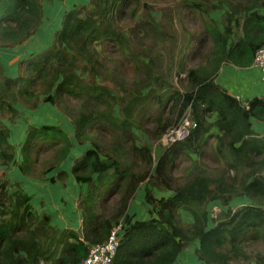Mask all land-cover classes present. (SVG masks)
Segmentation results:
<instances>
[{"label": "trees", "instance_id": "16d2710c", "mask_svg": "<svg viewBox=\"0 0 264 264\" xmlns=\"http://www.w3.org/2000/svg\"><path fill=\"white\" fill-rule=\"evenodd\" d=\"M168 2L165 16L145 0L75 5L51 47L21 62L16 79L0 61L6 120L21 117L18 105L51 107L88 149L70 172L86 186L79 233L53 228L27 194L0 183V264H82L121 221L114 264H175L195 243L203 264H264V136L253 129L264 123V98L245 107L216 82L225 64H254L264 46V0ZM44 18L42 0H0V48L27 42ZM189 107L196 127L157 154L149 140L159 141ZM11 133L0 122V169L15 160ZM74 141L61 127L29 125L20 172L35 180L56 174L50 182L65 187L70 174L59 168ZM142 186L151 217L135 221L129 210ZM238 198L249 204L234 211ZM215 204L222 213L213 217Z\"/></svg>", "mask_w": 264, "mask_h": 264}, {"label": "crops", "instance_id": "0c3cea01", "mask_svg": "<svg viewBox=\"0 0 264 264\" xmlns=\"http://www.w3.org/2000/svg\"><path fill=\"white\" fill-rule=\"evenodd\" d=\"M49 1V0H48ZM67 5L77 4L80 6L78 0H74V3H68ZM89 1V0H88ZM51 2V1H50ZM74 6L69 7L65 9L64 11H68L73 9ZM263 14V11H262ZM64 15V13H63ZM63 15L59 18V22H57V27L54 28L51 35L55 34L56 31H58L61 28V21ZM56 15V19H57ZM215 16H217L215 14ZM48 21V17L45 13V18L43 20V24L41 28L38 30V32L31 37L27 42L23 43L22 45H19L12 49H3L0 48V61L5 66L6 75H7V69L12 68L13 75L11 72V77L9 78L16 79L19 76V65L21 62L26 61L30 59L32 56L36 54H40L48 50V48L41 52H32L33 50H36L37 48H40V44L42 41L36 40L35 38L40 37L41 30H45L44 26L49 27L50 22ZM46 34V33H45ZM48 35V34H46ZM49 35V36H51ZM54 37V35H53ZM52 37V41H53ZM232 40H235V35L232 36ZM52 44V43H51ZM51 47V46H50ZM217 84H219L224 90L228 92V94L232 97H240L241 101L244 103H248L249 101L259 98H264V84L262 81V72L261 70L255 66V64L252 65L250 68L241 69L237 68L233 65L225 64L223 65L220 73L217 76L216 79ZM44 107L43 109H45ZM51 108V107H50ZM18 121V120H17ZM35 123V122H34ZM37 123V122H36ZM32 124V123H31ZM16 126V123L13 127ZM69 126V125H68ZM8 127L11 129V139L10 142L13 146H15L16 149V155L15 160L13 164H11L9 167H2L0 169V183H5V181L10 182L11 185H15L17 189H14L19 192H23L27 194L31 198V206L33 208V211L37 214V216H43L48 215L51 218V226L59 231L64 230H72L74 232H80L82 227V215L79 211V201H80V192L83 191L86 186L80 185L77 183V181L74 179V177L71 175V171L69 170V166L72 168L75 161L82 156L83 149L78 150L75 148L73 150L74 153V160L69 163H65V171H67L70 176L69 180L67 181L65 187L57 184H52L50 182V179L54 177L55 175H49L46 179L41 180H35L32 178L25 177L19 170V165L21 164V156H20V149L22 144L24 143L26 139V129L23 132H19L16 137H14L15 130L17 131L16 127L13 128L8 124ZM253 129L260 135L264 136V123L253 121ZM14 139H16V144L14 143ZM161 153V152H160ZM12 182V184H11ZM9 186V187H10ZM8 187V189H9ZM26 189H33L32 192L27 191ZM58 189H70V197H65L66 202L64 200L55 201L56 206L55 209L51 207V204L54 205V199L56 198V193ZM145 196V187L142 186L137 194L135 195L133 201L139 197L142 200H144ZM34 202L38 203V207L34 205ZM234 204H238L236 209H233L232 206ZM249 204V202L246 199L238 198L234 200L230 207L236 211L240 207ZM49 205V207H48ZM218 205V206H215ZM212 205L215 207H219V204ZM52 210L57 211L55 213L51 212ZM132 205L130 207L129 213L131 214ZM224 211V210H223ZM220 213H222V209L220 208ZM135 221H138L136 219L137 214H133ZM218 215V214H217ZM216 215V216H217ZM149 220V219H148ZM1 221V218H0ZM198 247V243H195L191 248L187 249L177 260L175 264H203L200 262L196 255L195 250ZM42 264V263H41Z\"/></svg>", "mask_w": 264, "mask_h": 264}, {"label": "rangeland", "instance_id": "374dc122", "mask_svg": "<svg viewBox=\"0 0 264 264\" xmlns=\"http://www.w3.org/2000/svg\"><path fill=\"white\" fill-rule=\"evenodd\" d=\"M90 1V0H89ZM88 0H78L77 3L81 5H88L89 4ZM145 2H147L149 4V7H153L155 9L152 10V13L155 14L157 13V16L166 15V9H168L169 7L172 6L171 3L168 2V0H145ZM42 3L44 5V9H45V13L46 16L48 17V21H46L47 23H49V27L44 26V28H46L45 30H41V36L38 38H35L36 40L42 41L40 44V48H37L36 50L31 51L32 52H41L46 50L48 47L51 46L52 43V37L53 35H51V33L53 32L54 28L57 27V22H59V18L63 15V13H65L66 11H64L65 9L75 6L77 4H72V5H67V1L66 0H53L52 2L48 1V0H42ZM68 3H74V0H68ZM56 15L57 19H56ZM166 19V18H164ZM41 28V27H40ZM48 35H46V34ZM51 35V36H49ZM200 63L199 59H196L192 62L189 63L190 67H197ZM7 75L11 77V72L13 75V70L12 68H8L7 69ZM182 77L184 78L185 75L183 74ZM109 84V83H108ZM110 86H112L111 84H109ZM20 104V103H19ZM18 110H20L21 112V117L18 119V121H16V129L14 132V137H16L18 135L19 132H23L25 131L24 129H26L29 125H33V126H43V125H52V126H58L61 127L74 141V131H73V127L70 128L68 125H71V123L69 122V120H67L61 113H57L53 108L47 107L45 109H47V112L45 109H43V107H41L39 110H35V111H29L26 108H24V106L22 105H18ZM9 118V116L5 113L4 116L0 113V122L5 123V124H10L11 127H13L15 124L11 125L12 123L9 122V120H6V117ZM45 118V119H44ZM52 120L54 123H49V121ZM34 122H37L34 124ZM32 123V124H31ZM13 127V128H15ZM141 141L144 143L145 141H147L149 138L144 137L142 135H140ZM163 138V137H162ZM160 139L157 142H154L153 140H149L150 143H152L154 145V149L156 150V153L159 154L164 148H165V143L163 142V139ZM14 143L16 144V139L13 140ZM17 145V144H16ZM74 145L75 147H77L76 142L74 141ZM75 147L72 149L70 155L68 156V160H66L61 167L59 168V170L61 171H65V163H69L71 164V162H73L74 160V153L73 150L75 149ZM85 146H79L77 147L78 149L81 148H85ZM88 150V149H87ZM85 150V151H87ZM83 151V152H85ZM205 163H207L208 165H212L211 161L209 159H205L203 160ZM188 166V165H187ZM71 167L69 166V170L71 171ZM176 176L177 177H183L184 174V168L182 167L181 169H177L176 171ZM1 182V181H0ZM12 184V182H11ZM17 185V184H15ZM15 185H11L8 189V193L12 194L14 193V189H17L15 187ZM27 191L32 192L33 189H26ZM70 197V189H58L57 193H56V198L54 199V205L51 204V207L53 209H55L56 206V199L57 201L60 200H64V202H66L65 197ZM34 205H36L38 207V203L34 202ZM132 205V210L131 212L133 214H137L136 215V219L138 221H147L148 219H150L151 215L149 213V206L146 204L145 202V196H144V200H142L141 198L137 197L134 201H132L131 203ZM238 206V204H234L232 206L233 209H236ZM49 207V205H48ZM131 207V206H130ZM57 211L56 210H52L51 212L55 213ZM130 211V210H129ZM210 212L212 214L213 217H216V215L220 214V208L219 207H215L212 206L210 208ZM131 213V215H132ZM217 215V216H218ZM134 216V215H133ZM240 264H247V262H242Z\"/></svg>", "mask_w": 264, "mask_h": 264}, {"label": "built area", "instance_id": "2783aa9c", "mask_svg": "<svg viewBox=\"0 0 264 264\" xmlns=\"http://www.w3.org/2000/svg\"><path fill=\"white\" fill-rule=\"evenodd\" d=\"M254 64L261 70L264 84V46L257 50ZM237 99L246 107L247 104L242 102L240 97H237ZM195 127L196 124L191 119V109L189 107L180 122L163 136L162 139L165 146L169 147L174 143L186 140L190 135L191 129ZM123 225V221L116 225L111 230L107 241L103 244L91 246L89 255L82 264H114L122 243Z\"/></svg>", "mask_w": 264, "mask_h": 264}]
</instances>
